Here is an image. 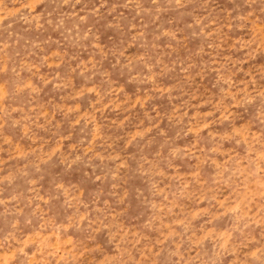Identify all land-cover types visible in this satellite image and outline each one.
Wrapping results in <instances>:
<instances>
[{
	"label": "rangeland",
	"instance_id": "374dc122",
	"mask_svg": "<svg viewBox=\"0 0 264 264\" xmlns=\"http://www.w3.org/2000/svg\"><path fill=\"white\" fill-rule=\"evenodd\" d=\"M0 264H264V0H0Z\"/></svg>",
	"mask_w": 264,
	"mask_h": 264
}]
</instances>
